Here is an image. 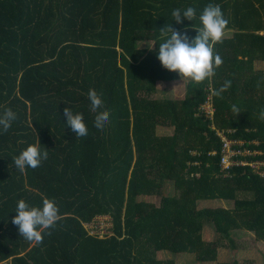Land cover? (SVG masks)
<instances>
[{
	"label": "trees",
	"instance_id": "obj_1",
	"mask_svg": "<svg viewBox=\"0 0 264 264\" xmlns=\"http://www.w3.org/2000/svg\"><path fill=\"white\" fill-rule=\"evenodd\" d=\"M208 4L228 20L231 34L214 46L223 64L200 84L185 78L184 98H155L158 82L180 78L157 58L160 29L170 24L194 38ZM188 7L196 18L177 24L172 11ZM256 60L264 61V0H0V113H16L8 131L0 130V261L175 264L157 252L212 261L219 248L237 247L232 231L264 241V70ZM225 81L231 87L212 96ZM89 89L109 112L103 130L94 127ZM65 107L83 114L86 137L67 125ZM159 126L173 134L159 136ZM36 135L48 158L21 172L13 158ZM220 135L245 164L223 170ZM140 195H159L160 203ZM45 198L60 219L35 245L12 217L19 200L42 207ZM216 199L234 206H197ZM98 215L113 217L114 234L90 233L85 223ZM205 225L215 239L203 238Z\"/></svg>",
	"mask_w": 264,
	"mask_h": 264
},
{
	"label": "clouds",
	"instance_id": "obj_2",
	"mask_svg": "<svg viewBox=\"0 0 264 264\" xmlns=\"http://www.w3.org/2000/svg\"><path fill=\"white\" fill-rule=\"evenodd\" d=\"M172 16L177 24L182 23V16L193 21L196 18V10L193 7H188L181 13L180 9H174ZM199 20L202 27L197 29V34L191 39L186 32H180L170 24L161 28L162 42L159 43L157 56L165 69L178 72L180 79L182 77L189 78L197 84L214 77L216 69L223 64L221 56L214 53V46L223 42L225 29L228 25V20L224 17L219 5L208 4L205 6ZM153 44L148 46L149 49H152ZM230 87L231 81H225L218 90L210 89V94L221 97L222 93ZM88 99L91 111L96 113L94 127L103 130L109 122V112L100 110L104 108V101L95 89H89ZM63 111L66 123L71 127L76 137H86L88 127L84 122L83 114H74L68 107H65ZM232 111L235 114L240 112L235 105H233ZM259 118L264 120V109L260 111ZM15 119L16 113L10 108H5L0 113V130L7 132ZM39 144L37 137L36 144H29L18 156L13 158L16 169L21 172H24L26 167L36 169L41 166L43 160H47L48 152L47 150L41 151ZM15 212L17 214L12 217V223L18 226L21 237L35 245L43 242L45 234L51 235V232L47 230L54 228L60 219L57 204L48 198L43 199L42 207H30L21 199L17 202Z\"/></svg>",
	"mask_w": 264,
	"mask_h": 264
},
{
	"label": "rangeland",
	"instance_id": "obj_3",
	"mask_svg": "<svg viewBox=\"0 0 264 264\" xmlns=\"http://www.w3.org/2000/svg\"><path fill=\"white\" fill-rule=\"evenodd\" d=\"M151 45L154 42H149ZM149 45V44H148ZM149 45V46H151ZM154 46V44H153ZM152 46V47H153ZM255 67L257 69L264 70V61L256 60ZM160 85V86H158ZM186 79L178 78L170 83H163L162 81L157 83V92L154 94L157 99H182L186 93ZM157 134L159 136L173 134V128L159 126L157 128ZM169 185V192L173 193ZM139 200H145L160 203L161 196L159 195H142L138 197ZM233 201L223 202L221 200L215 201H198V207L204 206H224L233 207ZM233 238L237 247H233L232 244L229 247H222L218 250V256L216 260L212 261H200L197 260L192 253L188 252H170L168 250H160L157 252L158 258H172L175 260V264H218L219 262H229L230 264H264V242L257 240L255 234L249 230H235L232 231ZM202 236L204 239L213 240L216 238V231L212 225H205L202 230Z\"/></svg>",
	"mask_w": 264,
	"mask_h": 264
},
{
	"label": "built area",
	"instance_id": "obj_4",
	"mask_svg": "<svg viewBox=\"0 0 264 264\" xmlns=\"http://www.w3.org/2000/svg\"><path fill=\"white\" fill-rule=\"evenodd\" d=\"M203 110L211 115L214 112L211 103H206L203 106ZM220 136L224 139V141H226L222 158L223 170H229L234 165L245 164L236 162L234 159L235 152L231 148V142L227 141L224 135ZM85 226L89 229L91 234H97L101 237L106 236L107 234H114V221L113 217L110 215H98L92 221L85 223ZM0 264H12V262L11 259L8 258L0 261Z\"/></svg>",
	"mask_w": 264,
	"mask_h": 264
},
{
	"label": "crops",
	"instance_id": "obj_5",
	"mask_svg": "<svg viewBox=\"0 0 264 264\" xmlns=\"http://www.w3.org/2000/svg\"><path fill=\"white\" fill-rule=\"evenodd\" d=\"M225 34L226 35H230L231 33H230V31H226L225 32ZM148 44H150L149 42H147V41H140V46L141 47H144V46H147ZM153 44V43H152ZM151 45V44H150ZM161 82V81H160ZM159 83V82H158ZM163 83H167V82H163ZM140 196H142V195H140ZM218 200H221V201H223V202H226L227 200H223V199H216L215 201H218ZM234 203V202H233ZM233 206H234V204H233ZM264 242V241H263Z\"/></svg>",
	"mask_w": 264,
	"mask_h": 264
}]
</instances>
